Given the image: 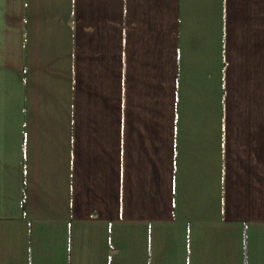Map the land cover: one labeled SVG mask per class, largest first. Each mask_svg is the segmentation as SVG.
I'll use <instances>...</instances> for the list:
<instances>
[{
  "label": "crops",
  "instance_id": "crops-1",
  "mask_svg": "<svg viewBox=\"0 0 264 264\" xmlns=\"http://www.w3.org/2000/svg\"><path fill=\"white\" fill-rule=\"evenodd\" d=\"M0 264H264V0H0Z\"/></svg>",
  "mask_w": 264,
  "mask_h": 264
}]
</instances>
